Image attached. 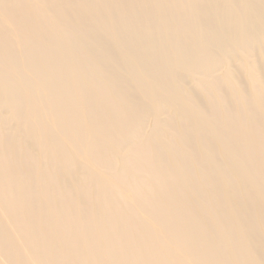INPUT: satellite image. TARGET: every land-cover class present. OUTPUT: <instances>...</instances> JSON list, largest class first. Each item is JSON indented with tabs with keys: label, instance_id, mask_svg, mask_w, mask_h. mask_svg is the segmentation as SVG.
<instances>
[{
	"label": "bare ground",
	"instance_id": "1",
	"mask_svg": "<svg viewBox=\"0 0 264 264\" xmlns=\"http://www.w3.org/2000/svg\"><path fill=\"white\" fill-rule=\"evenodd\" d=\"M0 264H264V0H0Z\"/></svg>",
	"mask_w": 264,
	"mask_h": 264
}]
</instances>
